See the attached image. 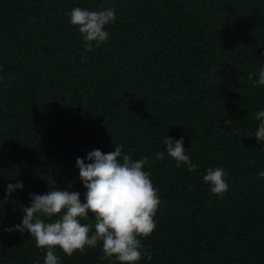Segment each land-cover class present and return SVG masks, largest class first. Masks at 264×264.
I'll use <instances>...</instances> for the list:
<instances>
[{"label": "trees", "instance_id": "obj_1", "mask_svg": "<svg viewBox=\"0 0 264 264\" xmlns=\"http://www.w3.org/2000/svg\"><path fill=\"white\" fill-rule=\"evenodd\" d=\"M75 7L115 8L100 48L85 52ZM261 67L264 0H0V264H43L34 238L3 229L20 223L49 177L83 202L76 159L115 145L149 157L161 201L142 240L151 259L138 264H264ZM165 137H183L194 172L176 166ZM209 168L227 173L220 196L203 182ZM19 181L23 190L4 200ZM56 254L60 264L114 261L99 243Z\"/></svg>", "mask_w": 264, "mask_h": 264}, {"label": "clouds", "instance_id": "obj_2", "mask_svg": "<svg viewBox=\"0 0 264 264\" xmlns=\"http://www.w3.org/2000/svg\"><path fill=\"white\" fill-rule=\"evenodd\" d=\"M70 23L78 27L84 41L85 52L100 48L108 39L106 26L116 20L115 8L90 12L75 7L69 14ZM81 62H84L83 60ZM249 80L253 74H249ZM254 85L264 86V67L258 73ZM260 121L254 133L257 142H264V110L255 114ZM225 126L232 121H225ZM184 139L164 138L167 155L189 172L197 165L191 160L183 147ZM165 152L155 155L163 160ZM149 157L134 160L123 152L122 145L103 153L94 149L85 158L78 157L75 166L79 170V181L84 189L81 193L74 190H58L50 177L46 181L48 190L44 194H30V204L24 207L20 223L5 232H27L34 238L37 248L45 249L43 264H60L56 250L71 257L74 253H84L86 248H95L99 243L104 257L114 258L113 264H138L151 254L144 248L142 240L149 237L156 228L154 217L159 204L158 189L154 187L150 173L145 166L150 164ZM227 173L223 168L207 170L203 182L210 185L212 194L220 196L228 189ZM259 176L264 178V172ZM22 181L9 183L4 200L17 190H23ZM93 220L94 223H82ZM91 233V234H90ZM39 264V262H38Z\"/></svg>", "mask_w": 264, "mask_h": 264}]
</instances>
